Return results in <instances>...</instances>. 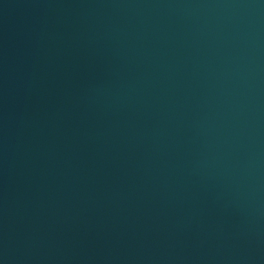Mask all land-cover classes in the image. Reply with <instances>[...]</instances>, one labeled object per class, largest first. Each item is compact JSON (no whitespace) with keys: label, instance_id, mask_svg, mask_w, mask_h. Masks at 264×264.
Wrapping results in <instances>:
<instances>
[{"label":"water","instance_id":"water-1","mask_svg":"<svg viewBox=\"0 0 264 264\" xmlns=\"http://www.w3.org/2000/svg\"><path fill=\"white\" fill-rule=\"evenodd\" d=\"M0 264H264V0H0Z\"/></svg>","mask_w":264,"mask_h":264}]
</instances>
